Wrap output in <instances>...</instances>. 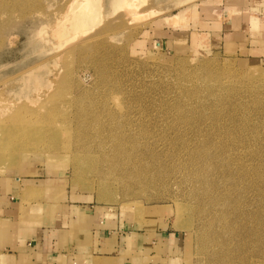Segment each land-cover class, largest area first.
<instances>
[{
	"label": "rangeland",
	"instance_id": "rangeland-1",
	"mask_svg": "<svg viewBox=\"0 0 264 264\" xmlns=\"http://www.w3.org/2000/svg\"><path fill=\"white\" fill-rule=\"evenodd\" d=\"M84 1L0 0V190L15 177L58 179L121 220L167 223L182 236L181 264H249L253 255L263 264L250 214L264 217V62L206 37L192 45L195 31L233 17L231 1L136 0L130 12L119 0H90L88 20L69 29ZM175 31L189 37L177 51L167 46ZM121 146L150 163L147 182L106 173L100 154ZM232 167L258 185L240 188ZM34 191L4 206L0 244L38 217Z\"/></svg>",
	"mask_w": 264,
	"mask_h": 264
},
{
	"label": "crops",
	"instance_id": "crops-1",
	"mask_svg": "<svg viewBox=\"0 0 264 264\" xmlns=\"http://www.w3.org/2000/svg\"><path fill=\"white\" fill-rule=\"evenodd\" d=\"M230 1L227 14L234 18L195 31L190 43L200 45L206 37L205 44L236 48L244 61L263 63L264 0ZM185 34L174 32L170 50L188 42ZM58 183L49 177L4 180L0 213L13 209L26 188L35 190L41 211L30 212L38 217L18 224L0 244L2 264H181L182 236L167 223L121 220L111 209L77 198Z\"/></svg>",
	"mask_w": 264,
	"mask_h": 264
},
{
	"label": "bare ground",
	"instance_id": "bare-ground-1",
	"mask_svg": "<svg viewBox=\"0 0 264 264\" xmlns=\"http://www.w3.org/2000/svg\"><path fill=\"white\" fill-rule=\"evenodd\" d=\"M90 4H91V1L90 0H85L84 2H83V4H82V6H84V9L83 10H79V11H77L75 14H72V15H68V27H69V29H75L76 30V28H78L79 26H81V25H84L85 24V22L88 20V18L90 17ZM118 7L119 8H124V9H126V11H130L131 12V10L132 9H134V7L135 6H137V1L136 0H119V2H118ZM136 8V7H135ZM65 124H66V128H68L69 126L70 127H72L73 125H74V123H73V120L70 118L69 120H65ZM50 135H52L51 133H49ZM8 146H12L11 148H14V149H9V151H7V153L9 152V153H11V152H14L15 151V145L13 144V143H8L7 144ZM109 152V151H108ZM106 153V152H102L101 154H100V157L101 156H103V157H101L102 158V160H103V162L105 163V164H103V166L105 165H107L106 167H107V172L106 173H110V172H112V173H110V175H111V177H113L114 175H113V172H114V170L115 169H118V168H121V174H120V176H119V178L118 179H116V180H120V179H123V180H126V179H128V182L131 184V181H132V179L134 178L133 176L131 177V175L132 174H135V175H139V177H140V174H143V175H145L142 179H145V177L147 176V174H148V172H149V170H150V168L152 169V167H151V165H150V163L146 160V158L145 157H143V156H140V154L138 153V152H134V150H133V148H128V147H123V146H121L120 148L119 147H117V148H115V149H113V151H112V153ZM6 153V154H7ZM93 153V152H92ZM129 155V160L130 161H132L131 163H130V166H124L119 160L120 159H125L127 156ZM6 156L7 155H2L0 158L4 161L5 160V158H6ZM87 159H89V158H92L94 155L93 154H90V153H86V155H84ZM8 157V156H7ZM99 157V158H100ZM98 158V157H97ZM100 158V159H101ZM79 159H83L82 157L81 158H79ZM95 159V158H94ZM96 160V159H95ZM99 161V160H98ZM101 161V160H100ZM100 163V162H99ZM102 163V162H101ZM107 163V164H106ZM101 165V164H100ZM159 166V165H158ZM157 167V166H156ZM103 168V170H104V167H102ZM154 168V167H153ZM158 168H160V167H157V169ZM188 168V167H187ZM106 169V168H105ZM129 169V170H128ZM173 170V169H172ZM185 170H186V167H185ZM102 171V170H101ZM105 171V170H104ZM104 171H103V173L102 174H104ZM184 171V170H183ZM191 171V170H190ZM150 172H151V170H150ZM168 173V172H167ZM167 173H165V175L167 174ZM172 173V172H171ZM190 173V172H189ZM192 173V172H191ZM228 173H234V174H236V175H238L239 177H235L234 178V183L235 184H237L240 188H244L245 187V184H247V187H250V188H252L253 186H255V185H258V183H256L257 181H256V179H255V181H254V179L253 180H250V179H248V176H247V173H246V175L244 174L243 175V173H240L239 174V171H238V169L237 168H235V167H232L229 171H228ZM161 174V173H160ZM169 174V173H168ZM249 174V173H248ZM98 175H100V173L98 174ZM134 175V176H135ZM156 176H157V173L155 174ZM155 175H154V178H155ZM170 175V174H169ZM251 175V174H250ZM104 176V175H103ZM102 176V177H103ZM107 176H109V175H107ZM252 176H253V174H252ZM101 177V178H102ZM105 177H106V175H105ZM138 177V176H137ZM141 177H142V175H141ZM163 177H165V176H163ZM170 177V176H169ZM255 177V176H254ZM104 178V177H103ZM136 178V177H135ZM190 178V177H189ZM252 178V177H251ZM106 179V178H105ZM148 179V178H147ZM152 179V178H151ZM156 179V178H155ZM107 180V179H106ZM110 180V179H109ZM140 180H141V178H140ZM189 180V179H188ZM113 181V180H112ZM111 181V182H112ZM145 181H146V179H145ZM148 181V180H147ZM146 181V182H147ZM151 181H156V180H154V179H152ZM150 181V182H151ZM183 181V180H182ZM185 181V180H184ZM190 181H191V178H190ZM115 182V181H114ZM151 183H153V182H151ZM183 183V182H182ZM186 183V182H185ZM189 183V182H188ZM245 183V184H244ZM138 184H140V183H138ZM142 184V183H141ZM143 184H145V183H143ZM147 184V183H146ZM187 184V183H186ZM186 184H185V187H186ZM190 184V183H189ZM188 184V185H189ZM242 184V185H241ZM140 185H138V187H139ZM143 186V185H142ZM153 186V185H152ZM125 187V186H124ZM123 187V188H124ZM184 187V188H185ZM186 190H187V188H185ZM184 189V190H185ZM189 189H191L192 190V188H189ZM201 190V189H200ZM199 190V191H200ZM202 191V190H201ZM200 191V192H201ZM262 191H264V187L263 188H261L260 190H259V197H264V195H263V193H262ZM184 192H186V191H184ZM192 192H193V190H192ZM191 192V193H192ZM196 191L194 190V193H195ZM199 192V193H200ZM194 193H192V194H194ZM189 194V193H188ZM195 195V194H194ZM197 195H198V192H197ZM193 196V195H192ZM197 197V196H196ZM195 198V197H194ZM199 198V197H198ZM198 200V199H197ZM232 203L230 202V201H228L227 202V204L225 205V206H223V208H226V207H231L232 205H231ZM255 206V205H254ZM195 209V208H194ZM198 209V208H197ZM237 209V208H236ZM196 210V209H195ZM194 210V211H195ZM198 210H200V213H201V210L202 209H198ZM203 211V210H202ZM206 211V210H205ZM198 212V211H197ZM245 212V211H244ZM244 212H242V213H244ZM249 212H250V210H249ZM196 213V212H195ZM194 213V214H195ZM229 213V212H228ZM227 213V214H228ZM246 213V212H245ZM202 214V213H201ZM208 214H209V212H208ZM216 214V213H215ZM232 214V213H231ZM234 214H235V212H234ZM238 214V213H237ZM241 214V213H240ZM200 215V214H199ZM221 215V214H220ZM219 215V216H220ZM263 215H264V212H263ZM193 216V215H192ZM227 216V215H226ZM226 216H223V217H226ZM244 216V215H243ZM251 216V217H250ZM250 220L252 221V225H250L252 228H251V231H252V233H253V231L257 234V236H258V238L260 239L261 237H262V241L264 242V217H262V218H258L257 216H254V215H251L250 214ZM216 217V216H215ZM228 217H229V215H228ZM232 217H233V215H232ZM242 217V216H241ZM248 217V218H249ZM195 218V217H194ZM235 218V217H234ZM225 219V218H224ZM223 219V220H224ZM243 219H245V218H243ZM195 220H196V218H195ZM194 220V221H195ZM203 220V219H202ZM227 220V219H226ZM249 220V221H250ZM200 221V220H199ZM206 221V220H205ZM214 221H215V219H214ZM218 221V220H217ZM238 221V220H237ZM240 221H242V220H240ZM250 221V222H251ZM232 222H234V221H232ZM244 222V221H243ZM222 223V222H221ZM228 223H229V221H228ZM242 223V222H241ZM240 223V224H241ZM194 224H195V222H194ZM193 224V225H194ZM206 224V223H205ZM217 224V223H216ZM238 224V223H237ZM244 224V223H243ZM249 223L248 222H246L245 224H244V230L245 229H248V227H249V225H248ZM202 225V224H201ZM213 225V224H212ZM220 225V224H219ZM221 225H223V224H221ZM220 225V226H221ZM229 225V224H228ZM235 226V225H234ZM240 226V225H239ZM194 227V226H193ZM212 227V226H211ZM197 228V227H196ZM226 228V227H225ZM237 228V227H236ZM240 228V227H239ZM197 229H199V228H197ZM227 229V228H226ZM195 230V229H194ZM202 230H203V225H202ZM205 230H206V228H205ZM218 230H219V228H218ZM217 230V231H218ZM204 231V230H203ZM207 231H209V228H208V230ZM197 232V231H196ZM199 232V231H198ZM200 232H202V231H200ZM225 232V231H224ZM204 232H202V234H203ZM230 233V232H229ZM249 233H251V232H249ZM198 234V233H197ZM226 234V233H225ZM228 234V233H227ZM200 235V234H199ZM199 235H197V237L199 236ZM218 235V234H217ZM252 235V234H251ZM204 236H205V234H204ZM255 236V235H254ZM200 237V236H199ZM226 237V236H225ZM247 237V236H246ZM233 238H235L234 236H233ZM236 238H237V236H236ZM236 238H235V241H236ZM201 239V238H200ZM238 239V238H237ZM245 239V237L243 238V240ZM200 241H204L203 239H201ZM207 241V240H206ZM214 241V240H213ZM241 242H242V240H240ZM245 241V240H244ZM231 242V241H230ZM261 242V241H260ZM199 243H201V242H199ZM205 243V242H204ZM234 243V242H233ZM207 244V243H206ZM216 244H217V242H216ZM222 244V243H221ZM227 244V243H226ZM236 244V243H235ZM204 245V244H203ZM210 245V244H209ZM218 245V244H217ZM262 245H264V244H262ZM199 246V245H198ZM245 246H246V244H245ZM248 246V245H247ZM203 247V246H202ZM206 246H204V248H205ZM249 247V246H248ZM200 248V247H199ZM221 248V247H220ZM225 248V247H224ZM228 248V247H227ZM234 248H235V246H234ZM239 248H240V246H239ZM242 248H243V246H242ZM204 250V249H203ZM202 250V251H203ZM237 250V249H236ZM250 250V249H249ZM206 251V250H205ZM235 251V250H234ZM247 251V250H246ZM212 252V251H211ZM236 252V251H235ZM252 252V251H251ZM199 253H201V251H199ZM258 253V252H257ZM228 254V253H227ZM231 254V253H230ZM233 254V253H232ZM239 254H241V253H239ZM246 254V253H245ZM255 254V253H254ZM215 255V254H214ZM222 255V254H221ZM224 257V256H223ZM240 257V256H239ZM215 258V257H214ZM226 259V258H225ZM206 260V259H205ZM237 260V259H236ZM203 261V260H202ZM243 261H244V263L246 262V259L244 260L243 259ZM248 261H249V264H261L262 262L259 260V259H256L255 258V255H253L252 256V258L251 259H248ZM210 262V261H209ZM215 262V261H214ZM217 262V261H216ZM213 263V262H212ZM221 263V262H220ZM204 264H206V263H204ZM225 264V263H224ZM264 264V263H263Z\"/></svg>",
	"mask_w": 264,
	"mask_h": 264
}]
</instances>
